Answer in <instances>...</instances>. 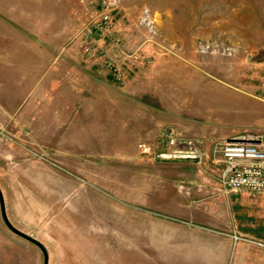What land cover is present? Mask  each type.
I'll return each instance as SVG.
<instances>
[{
  "label": "rangeland",
  "instance_id": "1",
  "mask_svg": "<svg viewBox=\"0 0 264 264\" xmlns=\"http://www.w3.org/2000/svg\"><path fill=\"white\" fill-rule=\"evenodd\" d=\"M58 1L32 15L28 0L19 6L30 22L64 13L66 24L73 11L83 21L77 54L92 58L88 72L57 63L54 75H101L111 89L60 128L29 127L0 107L6 214L48 254L6 224L0 204V264H211L202 231L240 244V264H264V199L227 193L213 155L217 142L264 136V0ZM104 12L112 27L87 38ZM185 140L208 157H159Z\"/></svg>",
  "mask_w": 264,
  "mask_h": 264
},
{
  "label": "crops",
  "instance_id": "2",
  "mask_svg": "<svg viewBox=\"0 0 264 264\" xmlns=\"http://www.w3.org/2000/svg\"><path fill=\"white\" fill-rule=\"evenodd\" d=\"M20 1L0 0V107L9 113V118L12 117L10 113L15 115L19 111L16 117L19 116L21 122L28 121L29 127L33 128L38 125L64 127L65 124L59 121L65 119V113V120H69V117L86 108L91 110L96 105L99 109L102 91L111 89V84L101 75H54L57 63L66 64L72 69L82 66L88 72L87 61L92 58L77 54L80 44L76 35L83 21L75 19L74 11L70 12L66 24L64 13H54L50 20L44 19V22L39 23L35 20H22ZM27 3L29 14L32 15L33 9L38 6L49 3L52 7L53 0H28ZM56 4L61 5V2L54 0L53 6ZM21 39L26 44L24 52L19 49L22 46ZM33 48H39V54L33 52ZM36 55L41 58L39 67L36 66ZM112 94V100L116 103L115 92ZM21 97L23 100L19 107L13 109L10 103ZM49 104L55 108L48 109ZM48 110L55 119L43 114V111L46 113ZM25 112L29 115L26 116ZM21 113L23 118L20 117ZM38 121L44 123L38 124ZM258 198L264 199V194ZM194 234L195 238L200 237L199 240L203 241V256L207 253L206 256H212L209 258L211 264H228L231 260L240 264V244L233 248L230 240L219 232L202 231Z\"/></svg>",
  "mask_w": 264,
  "mask_h": 264
},
{
  "label": "built area",
  "instance_id": "3",
  "mask_svg": "<svg viewBox=\"0 0 264 264\" xmlns=\"http://www.w3.org/2000/svg\"><path fill=\"white\" fill-rule=\"evenodd\" d=\"M112 27L111 15L104 12L99 21L87 30V38L105 28ZM85 53L91 54L93 50L85 43ZM114 78L120 83L125 84V77L111 63ZM245 140H225L217 142L213 148V155L219 156L222 169L219 175L221 187L227 193H239L247 191L252 195L264 194V136H240ZM174 144V139H171ZM185 146L177 149H168L166 152L159 154L162 159L194 160L202 163L207 154L195 146L191 140H185ZM233 239L238 242L242 237L238 234L233 235ZM248 240V239H247ZM257 243V242H256ZM257 244L264 246V243Z\"/></svg>",
  "mask_w": 264,
  "mask_h": 264
},
{
  "label": "water",
  "instance_id": "4",
  "mask_svg": "<svg viewBox=\"0 0 264 264\" xmlns=\"http://www.w3.org/2000/svg\"><path fill=\"white\" fill-rule=\"evenodd\" d=\"M229 140H245V137H234V138H231ZM0 204H1V211H2V215H3V218L6 222V224L17 234L25 237L26 239L32 241L33 243L37 244L39 247H41V249L44 251L46 257H47V252H46V249L45 247L42 245V243H40L38 240H36L35 238L31 237L30 235L18 230L17 228H15L9 221L8 217H7V214H6V208H5V202H4V197H3V193H2V190L0 188ZM45 264H48V259L46 260V263Z\"/></svg>",
  "mask_w": 264,
  "mask_h": 264
}]
</instances>
